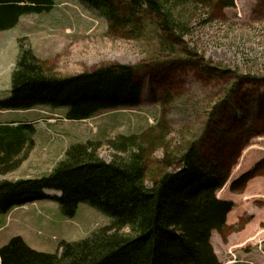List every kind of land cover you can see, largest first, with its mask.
<instances>
[{
	"label": "rangeland",
	"instance_id": "374dc122",
	"mask_svg": "<svg viewBox=\"0 0 264 264\" xmlns=\"http://www.w3.org/2000/svg\"><path fill=\"white\" fill-rule=\"evenodd\" d=\"M114 1L127 9L128 1ZM230 1L233 7H225L224 0L178 3L170 13L174 28L169 32L161 28L159 18L147 13L128 19L122 30L109 32L107 20L78 0H54L52 11L23 15L14 28L0 31V64L4 70L9 63L14 66L17 39L27 37L48 71L59 77L115 64L134 68L143 83L139 107L99 113L94 130L89 123L73 122L60 138L54 132L37 139L57 140L66 150L87 140L144 134L146 142L154 143L146 161L148 186L151 179L174 170L168 163L177 164L197 142L205 157H216L230 171L218 198L248 208L238 218L232 213L224 234L214 233L215 240L228 246L217 254L219 260L264 264V223L258 225L264 222V0ZM207 67L234 75L212 79L200 72ZM214 72L212 77H217ZM11 73L0 82V99L10 95ZM57 110L68 112L65 107ZM111 155L107 147L100 150L106 162ZM250 171L255 176L246 189L233 192L232 183ZM13 214V219L0 215V246L8 243L1 235L19 236L48 253H57L62 241L86 239L111 222L86 203L72 218L64 217L55 201L18 207Z\"/></svg>",
	"mask_w": 264,
	"mask_h": 264
},
{
	"label": "trees",
	"instance_id": "16d2710c",
	"mask_svg": "<svg viewBox=\"0 0 264 264\" xmlns=\"http://www.w3.org/2000/svg\"><path fill=\"white\" fill-rule=\"evenodd\" d=\"M78 1L100 13L109 32L122 30L128 19L143 13L159 18L161 28L169 32L174 28L170 13L178 3L215 0H124L128 1L126 10L114 0ZM224 1L225 7L234 6ZM53 8L54 0H0V31L15 27L22 15ZM17 46L10 95L0 99V110L65 107L67 120L83 122L103 111L142 104L143 83L131 66L115 64L59 77L48 71L27 37L18 38ZM200 69L212 79L234 75L213 67ZM210 71H216L217 77ZM29 141L25 154L11 163L19 146L0 139V175L12 173L27 159L33 143ZM153 144L146 142L144 134L118 135L106 142L87 140L70 145L47 175L0 181V214L50 200L58 203L67 218L86 203L111 219L86 239L62 241L57 253L37 251L16 236L0 248V264H222L211 238L214 231L225 233L227 217L235 206L217 196L229 179V169L216 157H205L195 142L177 164L168 163L174 170L151 179L148 186L146 161ZM103 147L111 150L109 162L100 157ZM254 176V171L242 175L231 190L242 192ZM52 191L61 195H49ZM125 228L130 232H124Z\"/></svg>",
	"mask_w": 264,
	"mask_h": 264
},
{
	"label": "crops",
	"instance_id": "0c3cea01",
	"mask_svg": "<svg viewBox=\"0 0 264 264\" xmlns=\"http://www.w3.org/2000/svg\"><path fill=\"white\" fill-rule=\"evenodd\" d=\"M1 60L2 62L6 60L4 55L1 57ZM13 67L14 66L9 63L4 70V64H0V82H2L3 79H8V74L13 71ZM1 92L2 90H0V94ZM65 115V110H52L50 107H38L29 111H0V139H2L6 144L19 146V149L13 153L10 158L11 163H15L22 155L25 154L26 150L29 148V144H31L29 140L33 142L31 147L32 149L29 151V156L22 162L20 167L12 173L5 176L0 175V177L9 180H18L32 179L47 175V170H52H49L48 167L51 166L53 168V166L63 158L62 154L65 152V147L60 142H56L57 140L54 139L50 141L47 139H41L39 141L37 136L40 134L44 135L47 133L58 132L57 138H60L63 134H67L68 131H64L65 129H68L67 125L73 122L67 121L65 119ZM57 149L58 154H55ZM51 162H54V164L51 165ZM45 167L47 169H45ZM17 170L21 171L19 176L14 174ZM16 209L17 208L6 214L8 219L14 218L13 212ZM244 211L245 214L248 211L246 204H242L239 208L234 207L232 212L227 217V226L232 224L230 220L232 213H234L233 215L235 218H238V215H243ZM262 223L264 222L260 221L258 225L261 226ZM0 230H2V228H0ZM214 233L212 236V244L214 248H220L218 252L215 251L216 254H219V252H221V248L227 249L228 246H226L225 243H221L220 240H215ZM1 238H6L9 241L12 237L8 238L6 235H1ZM2 246L3 245L0 247ZM246 256L247 255L244 257ZM223 264H243V262L239 260L228 263L223 261Z\"/></svg>",
	"mask_w": 264,
	"mask_h": 264
}]
</instances>
